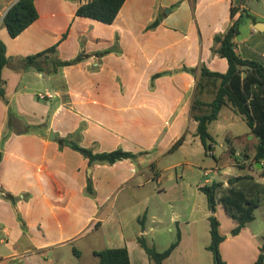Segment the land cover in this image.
<instances>
[{
    "label": "crops",
    "instance_id": "obj_1",
    "mask_svg": "<svg viewBox=\"0 0 264 264\" xmlns=\"http://www.w3.org/2000/svg\"><path fill=\"white\" fill-rule=\"evenodd\" d=\"M17 1L0 0V39L9 57L41 52L68 32L57 52L50 55V68L56 59L70 60L60 52H68L71 46L78 47L75 57L83 53L84 59L58 67L56 73L34 70L52 86L56 96L50 100L24 91L28 88L24 79L33 69L16 70L12 64L3 71L9 104L0 99V243L13 236L12 224L22 226L19 215L26 227L16 233L15 240L19 249L18 243L26 242L25 251H14L8 258L19 264H36L34 255L52 256L56 249L67 246H73L75 255L82 258L84 250L77 243L93 236L83 246L92 255V264H99L94 252L122 247L128 248L131 264H152L137 238L145 236L150 245L163 251L180 232V243L164 264H215L207 248L211 213L200 191L211 182L187 191L183 181L187 168L182 174L177 170L183 164L170 162L161 168L146 158L154 152L170 157L179 150L171 148L181 137L185 142L188 123H195L196 130L191 111L198 96L199 75L184 72L183 67L205 64L212 71L228 70L227 60L215 55L212 48L215 35L232 24V7L239 6L256 20L242 17L240 35L235 39L238 53L264 64V0H196L194 10L192 0H127L111 25L76 17L78 7L90 0H35L39 18L12 38L2 20ZM256 1L262 7H256ZM143 14L148 20H140ZM158 19L160 24L150 28ZM106 50L110 52L103 54ZM163 72L166 74L152 79ZM14 105L18 116L12 117ZM45 122L48 131H58L63 138L96 153L121 148L146 154L114 164H90L68 146L54 147L42 129L34 131ZM21 124L32 127L22 130ZM245 163L236 166L240 173L231 174L250 177L251 182L238 190L250 196L264 193L262 169ZM215 170L224 173L221 166ZM165 178L173 184L165 186ZM89 182L92 195L87 192ZM219 182L225 188V182ZM5 194L18 200L12 203ZM220 210L229 219V231H224L218 217L226 237L220 246L223 260L226 264H254L264 254V229L253 227L259 214L264 217V206L256 208L255 219L237 236L230 233L237 223L221 204L217 212Z\"/></svg>",
    "mask_w": 264,
    "mask_h": 264
},
{
    "label": "trees",
    "instance_id": "obj_2",
    "mask_svg": "<svg viewBox=\"0 0 264 264\" xmlns=\"http://www.w3.org/2000/svg\"><path fill=\"white\" fill-rule=\"evenodd\" d=\"M127 0H90L81 4L75 12L76 17L91 19L111 25L115 22ZM248 0H244L247 2ZM196 0H192V9H195ZM177 3L174 7L179 6ZM35 4V0H18L6 12L2 23L8 30L12 38L18 37L27 28H29L38 18L39 12ZM241 8H231L230 27L221 34L214 37V46L212 52L228 62V70L225 73L212 71L205 64L198 67L190 68L183 67V71L199 77L197 86V95L211 91L214 95L209 102L202 100L196 96L191 115L197 123L196 136H199L206 151L213 148V137L210 134L209 127L212 121H217L224 107L235 110L240 115L245 123L250 128L251 132L257 138L255 145V162L262 163L264 161V64L259 60L244 59L237 50L235 39L240 35V25L242 17L252 19L256 22L253 15ZM238 14V15H237ZM160 24V20H156L150 28ZM66 32L62 39L53 46L32 54L26 57L11 58L7 54V46L0 39V99L7 105L9 99L7 97V81L3 77L4 69L12 65L16 70H30L37 72L56 73L58 67H67L78 64L84 59L83 53L71 60H57L52 63L53 68H50L49 57L55 54L61 43L67 38ZM106 50L103 54L109 53ZM101 54V53H99ZM166 73H158L153 76V80L165 75ZM6 138L3 139L2 145ZM184 143V136L181 137L171 148V151L178 149ZM68 146L73 150L78 151L83 157L89 160L90 164L94 163H109L132 159L135 160L138 156L146 154V152L134 153L124 149H116L107 152H94L88 147H83L77 142L69 141L68 139H60V147ZM2 155H0V160ZM262 175L264 176V167H262ZM250 177H230L228 183L230 185L240 183ZM223 183L213 181L209 185L200 188V191L205 194L210 210V235L211 243L207 247L212 252L215 264H226L221 256L220 246L225 241L226 237L221 232V222L217 217V207L222 205L227 213L234 219L237 226L230 232L231 235L237 236L246 225L255 219V210L260 207L261 199L259 195L250 196L247 193L235 189L234 187L227 190V193L222 197H218V191L222 188ZM87 192L93 194L92 183L89 182ZM1 193V191H0ZM5 199L15 203L18 199L12 194H5ZM22 226L25 227L21 216H18ZM26 228V227H25ZM181 240V233H177L176 240L165 250L159 251L155 246L148 243L145 236H139L137 241L144 249L152 264H164L177 248ZM77 252V250H74ZM74 252V253H75ZM99 260V264H131L128 248H106L101 251L94 252ZM254 264H264V254L259 256Z\"/></svg>",
    "mask_w": 264,
    "mask_h": 264
},
{
    "label": "rangeland",
    "instance_id": "obj_3",
    "mask_svg": "<svg viewBox=\"0 0 264 264\" xmlns=\"http://www.w3.org/2000/svg\"><path fill=\"white\" fill-rule=\"evenodd\" d=\"M255 5L256 7H262V3L258 1L255 2ZM140 17V20L142 21L148 20V17L144 14L143 16L140 15ZM76 48L78 49L77 46H71L70 48H68L70 49L68 50V52L62 50L60 54H62L63 57L64 53L66 55L65 57L70 58V60L74 59L77 55L76 52L78 51L76 50ZM77 53H79V51ZM57 60L58 59H56V61ZM199 74L200 73H198V75ZM24 80L26 82L25 84H27L28 86V88L24 91L32 93L33 95H35V97L36 95L38 96L37 93L39 92H46L47 88L52 91V86L46 81V79H40L34 70H32ZM21 87L22 89H24L23 85H21ZM198 96L206 102L211 101L214 97L211 91L205 92L204 94ZM16 114L17 108L16 105H14L10 109V116L13 117ZM30 127L32 126L21 124L22 130H28ZM195 127V123H188L186 129H188L189 132L186 135L185 142L181 147H179V150L174 154H171L170 157H166V155L158 156V153L154 152L150 158L146 159L150 162L156 161L161 168L167 167L170 162L183 164L177 170L178 174H182L183 168H187L183 176V181L186 182L187 191H189L191 188H196V186L199 184L204 185L208 182L212 183L213 181L225 182V188H221L218 191V197H222L227 193V189L230 187V184L227 183V180L231 177V174H237L241 171L236 166H239V164L246 162L245 165H250L248 167H257V165H254L255 145L257 139L255 135L252 134L250 128L245 123L243 118L238 115L235 110L232 111L227 107H224L222 109L219 119L214 122L212 121V123L210 124L209 131L214 140L213 148L211 150L212 152L210 150H205L200 137L196 136ZM48 128L49 125L45 122L43 125L37 126L33 129L34 131H40L42 129L41 131L46 133V138H48L50 141H53L52 144L54 147L60 144V139H67L63 138L60 133L58 134V131L56 133L52 130L48 131ZM51 133L56 134L54 140L50 139ZM217 166H221L224 173L217 172L215 170ZM246 170L247 171L245 172H249V169ZM173 172H175V170H173ZM168 174L169 172H166L165 175L167 176ZM143 179L144 177H140V180ZM173 182H175V180ZM250 182V179L244 180L235 189H241L242 187H245V184H249ZM163 183L165 186L173 184L172 182H168L166 178L164 179ZM126 193L128 192L125 191V194ZM202 198L203 201H206V196L204 194L202 195ZM259 198L261 199L260 205L264 206V193L259 194ZM216 215L217 217L221 218L224 231H229L228 227L226 226L227 220L229 219L225 217V215H227L225 211L222 212L220 210V212L218 211ZM19 222L21 223V221L18 219V223ZM11 227L13 230V236L9 238L8 242H5L3 244L0 243V258L2 259L0 264H19L17 260H11L10 258H8V256L14 251L22 253L26 248V242L18 243V246L21 245L20 247L22 249H19L15 245L16 233H18L20 230L26 231V228L24 226H18V224H12ZM253 227L258 231L263 230L264 217L259 214L257 221L253 224ZM1 237L7 239L3 233L1 234ZM93 238L94 237L92 236L77 243V248L82 247V249L84 250V255L82 258L77 257L75 253H73V246H67L63 249H56L54 255L52 256L46 253L44 254L42 252L38 253L32 257V260H34L36 264H92L94 259L90 252L86 248H83V246L84 243H87L89 240L90 242H92Z\"/></svg>",
    "mask_w": 264,
    "mask_h": 264
},
{
    "label": "built area",
    "instance_id": "obj_4",
    "mask_svg": "<svg viewBox=\"0 0 264 264\" xmlns=\"http://www.w3.org/2000/svg\"><path fill=\"white\" fill-rule=\"evenodd\" d=\"M56 96V94H54L53 92L47 90L44 93H39L38 94V98L40 100H50V99H54ZM211 151V150H210ZM212 152V151H211ZM262 167H264V161L261 163Z\"/></svg>",
    "mask_w": 264,
    "mask_h": 264
},
{
    "label": "water",
    "instance_id": "obj_5",
    "mask_svg": "<svg viewBox=\"0 0 264 264\" xmlns=\"http://www.w3.org/2000/svg\"><path fill=\"white\" fill-rule=\"evenodd\" d=\"M260 24H263V23H260ZM259 24H256L255 26H256V28L257 29H259V30H261V27L260 26H258ZM263 26H264V24H263ZM55 135L56 134H54V133H51V140H54L55 139ZM257 167H259V169H262V165H261V163L260 162H257Z\"/></svg>",
    "mask_w": 264,
    "mask_h": 264
}]
</instances>
